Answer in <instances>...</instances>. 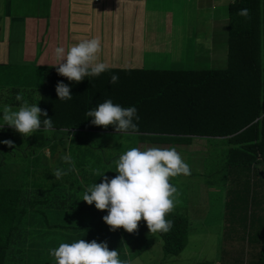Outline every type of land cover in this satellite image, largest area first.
Masks as SVG:
<instances>
[{
  "label": "trees",
  "instance_id": "trees-1",
  "mask_svg": "<svg viewBox=\"0 0 264 264\" xmlns=\"http://www.w3.org/2000/svg\"><path fill=\"white\" fill-rule=\"evenodd\" d=\"M263 3L235 0L229 5V40L223 69H116L119 80L112 84L113 70L109 68L76 83L48 66L38 97L34 96L39 92L34 83L23 88L25 84L0 77V111L5 106L17 110L27 101L47 111L52 119L50 130L41 124L29 137L8 125L0 127V232L4 231L0 245H5L0 248L7 247L0 264H39L41 257L42 263L49 264V251L63 240H96L106 242L109 250L118 245L128 250L136 232L124 240L119 229L112 231L104 222L107 211L88 205L82 197L90 185L103 182L104 176L112 179L118 175L114 172L115 162L125 151L138 148L140 141L178 145L205 139V170H193L191 174L206 177L202 182L210 184V176L221 169L227 170V182L235 181L236 176L240 181L243 175L251 178L252 173L257 176L256 180L251 178L255 192V184L259 187L264 181L259 173L264 160ZM244 8L248 9L247 17L237 14ZM61 81L69 85L71 99H59L56 86ZM17 93L23 95V101L15 99ZM108 99L124 108H137L139 120L134 119V123H138V129L125 133L130 137L126 146L120 140L122 133L112 141V134L118 133L114 126H95L86 115ZM99 138L105 141L103 146L97 145ZM4 140L13 141V146L4 144ZM66 141L68 148H64ZM59 146L68 152L56 156ZM64 156H69L70 162H65ZM188 162L190 165L195 161L188 157ZM56 169L66 174L56 179ZM246 184L251 185L250 181ZM243 191L240 188L237 193ZM259 197L264 205V194ZM166 219L174 222L173 227L167 233H157L166 259H170L184 249L190 221L175 210ZM144 223L142 219L138 230H148ZM257 226V237L253 241L239 238L242 247L235 250L238 256L229 257L231 260L227 257L221 264H264V252L260 247L257 250V244H264V226L259 224L255 229ZM248 248L250 256L244 262L243 253Z\"/></svg>",
  "mask_w": 264,
  "mask_h": 264
},
{
  "label": "crops",
  "instance_id": "crops-1",
  "mask_svg": "<svg viewBox=\"0 0 264 264\" xmlns=\"http://www.w3.org/2000/svg\"><path fill=\"white\" fill-rule=\"evenodd\" d=\"M234 1L0 0V71H44L55 63V47L68 48L93 37L101 40L99 59L113 70L110 76L116 69L132 68L223 69L228 7ZM200 7L210 10L204 30L198 21L184 22L187 9ZM156 31L170 35V40L160 43ZM158 48L174 53L168 65L155 64L151 58Z\"/></svg>",
  "mask_w": 264,
  "mask_h": 264
},
{
  "label": "clouds",
  "instance_id": "clouds-1",
  "mask_svg": "<svg viewBox=\"0 0 264 264\" xmlns=\"http://www.w3.org/2000/svg\"><path fill=\"white\" fill-rule=\"evenodd\" d=\"M247 17L248 9H240L237 13ZM99 37L82 39L79 43L68 48L60 45L53 50L54 67L60 76L66 77L70 82H82L85 77L99 76L108 70L109 65L101 62L98 53L101 52ZM119 80L112 75L110 83ZM56 92L60 100L72 98L68 84L58 82ZM15 99L23 101V95L17 93ZM3 125H8L24 137L40 129L43 124L45 130L52 128V119L48 113L38 105H29L24 101L17 110L5 106L2 111ZM92 118L95 126H114L118 133L128 130H137L139 120L135 106L124 108L114 104L111 99L105 100L94 110L86 113ZM45 117L41 121V117ZM2 125V126H3ZM0 126V127H2ZM4 144L13 146V141L4 140ZM70 162L69 156L62 157ZM114 178L104 176L103 182L90 185L84 192L82 201L88 205L95 204L98 210L107 211L103 217L104 222L112 231L118 228L128 233L138 230L139 222L143 219L147 223L150 233H167L173 227V221L166 219L167 214L175 207V195L178 189L169 181L178 175H191L190 167L184 162L175 147L169 149L147 148L141 150L133 147L120 155L115 162ZM66 173L56 169L54 176L59 179ZM49 255L52 261L49 264H125L119 259L118 250H109L107 243H90L84 239L73 243H61L59 247L51 249Z\"/></svg>",
  "mask_w": 264,
  "mask_h": 264
},
{
  "label": "rangeland",
  "instance_id": "rangeland-1",
  "mask_svg": "<svg viewBox=\"0 0 264 264\" xmlns=\"http://www.w3.org/2000/svg\"><path fill=\"white\" fill-rule=\"evenodd\" d=\"M177 7L181 8L182 4L178 3ZM206 7H209V5H206ZM209 13L210 10L203 7L189 8L187 9L188 18L184 22L188 21L191 24L198 21L199 27L204 30L205 20L209 17ZM155 37L160 43L170 40V35L159 31L155 32ZM179 41L180 39L175 40V42ZM173 55V52L167 53L166 50L158 48L151 58L155 64L168 65L169 59ZM0 77L4 79L8 78L16 83L20 82L21 84H25L23 88L31 85L30 83H34L32 85H36L39 89V92L34 94V96L38 97V94H40L39 85L44 81L45 71H18L4 73ZM162 112L160 111V114ZM2 115V111H0V126L4 124ZM77 134L81 135L83 133L77 132ZM120 135L121 133L112 134V141L117 140ZM120 140L122 146L130 143V137L125 133H122ZM206 143L207 141L205 139L198 138L194 139L190 144L182 143L178 145L174 144V142L151 143L140 141L138 148L146 150L147 148L153 147L160 149L175 147L185 163L189 165L188 157L195 161L189 165L191 167V173H193V170L202 173L205 170V167L202 168L203 159L208 151ZM104 144L105 141L99 138L97 145L103 146ZM68 146L69 144L66 141L64 148H68ZM62 151L68 152L59 146L55 153L56 156H59ZM261 160H263L262 157ZM225 173H227V170L224 169L215 171L210 176V184H204L202 180L206 179V177L199 174H191L188 176L181 174L170 178L169 182L178 189L175 195L176 204L173 210L176 213L182 214L190 221L185 247L177 256L166 259L163 251V243L159 234L150 233L149 229L145 232L139 229L136 231L135 238L130 240L128 250L124 251V247L119 245L118 247L111 246L114 250H118L119 259L125 262V264H221L227 257L228 260L231 256L237 257L238 252L235 250H240L242 247L239 238L245 237L246 241H253L257 237L256 234L258 232V226L256 229L255 226L259 224L264 226V222H262L264 221V205L261 203L259 197V194H264V181L259 187L255 184L256 191L254 192L251 178L256 180V175H252L251 173V178L243 175L241 181L240 177L236 176L235 181L230 179L227 182L228 179L224 178ZM259 173L264 177V160L259 165ZM248 181H250V187L246 184ZM240 188L244 189L242 194L237 193ZM11 222L13 223L14 220H11ZM6 223L10 224V221ZM143 227H147V224L144 223ZM118 229L123 234L124 240L129 237V233L123 230L122 227ZM3 233L4 231L0 232V235ZM63 239L66 238L63 237ZM73 242L75 240H63L61 243L70 244ZM257 245H259L257 246V250L260 247V252H264L262 251L264 244L259 243ZM6 248H0L1 259L4 257V250ZM249 249L243 253L244 262L250 256ZM39 264H44L42 263V257Z\"/></svg>",
  "mask_w": 264,
  "mask_h": 264
}]
</instances>
